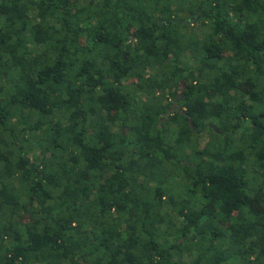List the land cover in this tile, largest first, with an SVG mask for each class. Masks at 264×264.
<instances>
[{"label":"trees","instance_id":"obj_1","mask_svg":"<svg viewBox=\"0 0 264 264\" xmlns=\"http://www.w3.org/2000/svg\"><path fill=\"white\" fill-rule=\"evenodd\" d=\"M0 264H264V0H0Z\"/></svg>","mask_w":264,"mask_h":264},{"label":"rangeland","instance_id":"obj_2","mask_svg":"<svg viewBox=\"0 0 264 264\" xmlns=\"http://www.w3.org/2000/svg\"><path fill=\"white\" fill-rule=\"evenodd\" d=\"M196 18L192 17L191 20L194 21Z\"/></svg>","mask_w":264,"mask_h":264},{"label":"water","instance_id":"obj_3","mask_svg":"<svg viewBox=\"0 0 264 264\" xmlns=\"http://www.w3.org/2000/svg\"><path fill=\"white\" fill-rule=\"evenodd\" d=\"M188 121H189V123H190V121H191V118H189V119H188ZM191 127H192V125H191Z\"/></svg>","mask_w":264,"mask_h":264}]
</instances>
